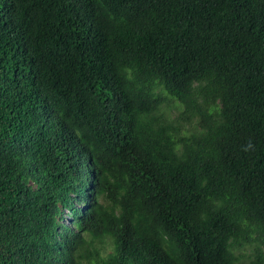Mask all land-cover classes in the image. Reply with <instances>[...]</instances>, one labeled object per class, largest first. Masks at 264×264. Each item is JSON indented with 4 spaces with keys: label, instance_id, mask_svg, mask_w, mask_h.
I'll return each mask as SVG.
<instances>
[{
    "label": "trees",
    "instance_id": "16d2710c",
    "mask_svg": "<svg viewBox=\"0 0 264 264\" xmlns=\"http://www.w3.org/2000/svg\"><path fill=\"white\" fill-rule=\"evenodd\" d=\"M0 264H264V0H0Z\"/></svg>",
    "mask_w": 264,
    "mask_h": 264
},
{
    "label": "clouds",
    "instance_id": "9594fccd",
    "mask_svg": "<svg viewBox=\"0 0 264 264\" xmlns=\"http://www.w3.org/2000/svg\"><path fill=\"white\" fill-rule=\"evenodd\" d=\"M91 180L92 179H88V182H87V187H86V193H87V195H86V198H85V200H82L81 202L80 201H76V200H74V204H75V206L76 207H80L82 210H85V209H89V207H90V205H91V202H92V199H93V192L92 191H90V188H91V186H92V184H91ZM76 203H79L80 204V206H77L76 205ZM67 212H68V210H67ZM71 220H72V218H71ZM69 225V224H68ZM71 225V224H70Z\"/></svg>",
    "mask_w": 264,
    "mask_h": 264
},
{
    "label": "rangeland",
    "instance_id": "374dc122",
    "mask_svg": "<svg viewBox=\"0 0 264 264\" xmlns=\"http://www.w3.org/2000/svg\"><path fill=\"white\" fill-rule=\"evenodd\" d=\"M78 201V200H77ZM76 205L77 206H80V204L79 203H76ZM64 221H65V223L68 225H70L71 223H72V221H71V216H70V214H69V212H67V209H65V214H64ZM71 226V225H70ZM248 248L250 249V247L249 246H244V247H242V248H238V249H236V253H238V254H243V253H247L248 252Z\"/></svg>",
    "mask_w": 264,
    "mask_h": 264
}]
</instances>
